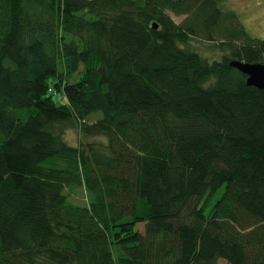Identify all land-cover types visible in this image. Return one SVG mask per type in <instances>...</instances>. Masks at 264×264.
<instances>
[{
    "label": "trees",
    "instance_id": "trees-1",
    "mask_svg": "<svg viewBox=\"0 0 264 264\" xmlns=\"http://www.w3.org/2000/svg\"><path fill=\"white\" fill-rule=\"evenodd\" d=\"M224 2L0 0V264H264V92L228 65L264 39Z\"/></svg>",
    "mask_w": 264,
    "mask_h": 264
},
{
    "label": "rangeland",
    "instance_id": "rangeland-1",
    "mask_svg": "<svg viewBox=\"0 0 264 264\" xmlns=\"http://www.w3.org/2000/svg\"><path fill=\"white\" fill-rule=\"evenodd\" d=\"M223 8L226 10L233 11L245 31L253 38L264 39V0H225L223 3ZM172 20L179 24L185 18V16H175L173 13L168 12ZM217 42H204L201 43L198 41H191L189 47L197 51L202 57L207 58L208 60H219L222 55H226L222 49L217 47ZM53 101L57 104H63L65 102L64 97L60 93H55L52 95ZM100 114H97L90 118L89 122L95 120V117H99ZM78 130L77 128L70 129L66 132L64 140L71 146L77 145L78 143ZM104 141L99 138H90L89 141ZM83 189H79L73 193H70L69 201L77 205H85V193ZM223 189L220 188L217 190L215 195L208 200L206 204L205 213H208L211 209L213 203L221 196ZM139 232L143 231V225L139 224L137 226ZM217 264H226L224 261L219 260Z\"/></svg>",
    "mask_w": 264,
    "mask_h": 264
},
{
    "label": "water",
    "instance_id": "water-1",
    "mask_svg": "<svg viewBox=\"0 0 264 264\" xmlns=\"http://www.w3.org/2000/svg\"><path fill=\"white\" fill-rule=\"evenodd\" d=\"M152 28L157 30V24L153 23ZM228 65L246 76V84L248 86L264 92V64L230 61Z\"/></svg>",
    "mask_w": 264,
    "mask_h": 264
}]
</instances>
